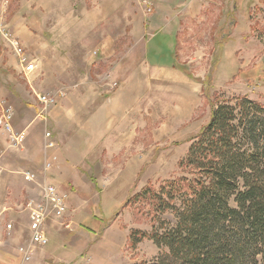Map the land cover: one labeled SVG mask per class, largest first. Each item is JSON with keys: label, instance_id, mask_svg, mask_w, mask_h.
<instances>
[{"label": "rangeland", "instance_id": "rangeland-1", "mask_svg": "<svg viewBox=\"0 0 264 264\" xmlns=\"http://www.w3.org/2000/svg\"><path fill=\"white\" fill-rule=\"evenodd\" d=\"M155 2L0 0V26L18 38L37 64L33 73H23L11 45L0 39V99L12 108L13 126L20 131L30 113L44 123L64 100L74 105L83 78L105 102L120 87L117 74L145 58L134 29L145 40L166 20L177 27L175 55L184 76L171 82L145 80L141 109L126 128V157H103L107 153L101 144L95 157H78L75 183L53 175L57 157L45 159L44 165L51 164L43 167L48 182L59 183L68 195L63 224L49 229V242L41 247L53 252L46 264H133L156 258L161 250L148 234L159 221L173 226L176 219L169 209L158 212L155 198L168 183L190 176L181 162L191 139L209 121L212 106L247 97L264 107V0H184L180 15ZM147 23L153 28L146 31ZM165 58L149 54L151 63L167 65ZM44 93L55 94L54 104L38 102ZM9 151L0 144L4 159ZM6 173L2 169L0 186ZM46 177L29 182L31 188L39 193ZM28 196L22 192L15 200ZM8 197L0 187V202ZM132 231L146 234L134 247Z\"/></svg>", "mask_w": 264, "mask_h": 264}, {"label": "trees", "instance_id": "trees-1", "mask_svg": "<svg viewBox=\"0 0 264 264\" xmlns=\"http://www.w3.org/2000/svg\"><path fill=\"white\" fill-rule=\"evenodd\" d=\"M181 164L190 176L155 198L176 222L159 221L148 238L161 253L133 264H264V107L216 102ZM145 236L132 231L131 246Z\"/></svg>", "mask_w": 264, "mask_h": 264}, {"label": "crops", "instance_id": "crops-1", "mask_svg": "<svg viewBox=\"0 0 264 264\" xmlns=\"http://www.w3.org/2000/svg\"><path fill=\"white\" fill-rule=\"evenodd\" d=\"M182 1L184 0H156L155 5L163 8L168 7L176 12L182 5ZM176 14L180 15V10ZM172 21L166 20L165 24L145 40L142 38V34L138 37L137 28L134 29L136 32L133 36L136 37L135 44L144 46L145 58L132 69L128 66L127 69H123L117 74L118 78L122 80L120 87L105 102H99V93L95 92L90 84H86L83 78L82 85L73 94L76 97L74 105L67 104V101L64 100L66 103H62L60 110H56V112L57 108L52 110L54 116L51 117L49 114L44 123L38 119V115H32V113L24 117L25 125L21 131L25 133V140L20 147H10L4 134L1 133L0 144L4 148L10 149L11 153H9V157L1 159V164L5 165V168L2 169H6L7 173L2 177L0 187L2 193L6 191L10 197L0 202V210L6 208V215L13 223L14 229L9 235L0 230V264H46L47 258H51L53 254L49 247H33L30 261L24 262L18 257L16 249L20 245L28 244L29 233L27 214L21 209L20 200L16 201L15 198L22 192L31 196L38 193L31 188L29 182L24 181L23 172L34 171L36 173L35 170H38L37 177H46V174L44 175L46 172L43 171L44 161L47 157L55 154L57 162L52 171L53 175L57 180L71 179L75 183L80 179L76 167V164L80 162L78 157H95L96 150L101 144H103L102 149L107 153L105 155L103 152V157H108V154L109 157H126L124 156L126 154L124 145L126 137L130 136V132L127 133L126 128L132 126L133 114L141 109L143 87L146 86L145 80L151 78L171 82L170 80L182 79L183 71L180 70L175 55L177 27L174 24L170 25L173 23ZM143 26L140 30L141 33L144 32ZM151 28L153 25L147 23L146 31ZM162 40L164 42L161 43ZM152 51L159 56L165 55V60L169 58V62H166L167 65L151 63L149 54ZM49 77L48 79H50ZM176 85L178 84L176 83ZM55 113L58 114L55 115ZM14 127L20 128L19 126ZM47 127L53 132L57 143V148L55 151L53 150V153L45 150L44 147L43 134L49 130ZM16 131L20 132V130ZM68 157L74 162H71ZM50 180L46 177L43 182ZM58 185L61 186L59 183ZM58 225L56 222L46 221L44 228L47 235L51 234L49 229L58 228L60 226ZM52 237L56 238V235L52 233Z\"/></svg>", "mask_w": 264, "mask_h": 264}, {"label": "built area", "instance_id": "built-area-1", "mask_svg": "<svg viewBox=\"0 0 264 264\" xmlns=\"http://www.w3.org/2000/svg\"><path fill=\"white\" fill-rule=\"evenodd\" d=\"M6 6V2L2 4V7ZM0 39L7 40L11 45L13 52L19 58V66L22 72L25 74L33 73L36 70V62L29 59L25 48L21 45L18 38L13 35L8 29L0 26ZM114 86L116 84H113ZM55 94H39L38 102L44 107L54 104ZM13 110L12 108L2 99H0V130L7 135L8 144L10 147H20L25 140V133L23 131H16L13 126ZM45 140V150L51 151L57 147V143L53 138L50 131H45L43 134ZM50 157H56L52 154ZM2 154L0 153V175L2 174L1 168ZM44 168L47 170L50 167V163L46 162ZM37 174L34 171H24L23 179L26 182H35ZM40 192L36 196H28L21 202V209L26 212L28 218V233L29 242L25 245L17 247V254L21 261L27 262L30 260L33 254V247H42L48 244L49 238L44 228L46 221H53L60 226L63 224L62 220L65 219L68 206V195L60 190L58 185L45 182L40 187ZM6 208L0 210V230L6 235H9L14 225L6 215Z\"/></svg>", "mask_w": 264, "mask_h": 264}]
</instances>
